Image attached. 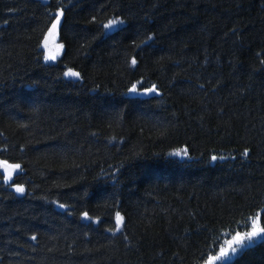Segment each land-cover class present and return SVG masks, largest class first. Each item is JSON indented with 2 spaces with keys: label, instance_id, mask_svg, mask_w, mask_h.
Returning <instances> with one entry per match:
<instances>
[{
  "label": "trees",
  "instance_id": "trees-1",
  "mask_svg": "<svg viewBox=\"0 0 264 264\" xmlns=\"http://www.w3.org/2000/svg\"><path fill=\"white\" fill-rule=\"evenodd\" d=\"M254 219L264 0H0V264H204Z\"/></svg>",
  "mask_w": 264,
  "mask_h": 264
},
{
  "label": "snow or ice",
  "instance_id": "snow-or-ice-1",
  "mask_svg": "<svg viewBox=\"0 0 264 264\" xmlns=\"http://www.w3.org/2000/svg\"><path fill=\"white\" fill-rule=\"evenodd\" d=\"M63 15V11H58L56 13V16H55V19H54V22L52 23L51 25V28L48 30V37H52V36H55L56 34V30H57V27L58 25L60 24V17ZM119 23H123V21H120ZM117 22L116 21H110L108 24L104 25L105 28H108V29H111L113 28L114 26H116ZM45 38V45L47 44V38ZM151 39V38H150ZM62 47V46H61ZM47 58H51V57H46ZM131 63L133 65L136 64V60L135 58L132 59ZM65 76H70V77H75V78H79L80 74L78 72H74L72 70H69L67 72H65ZM136 86L133 85L132 88L130 89L131 92H136ZM156 89H155V85H153L151 88L147 89L145 94L147 93H151V92H155ZM172 155H177V156H183V155H187V149H184V150H181L179 152H175V153H172ZM244 155H247V151L244 153ZM217 158L215 156L212 157V160H216ZM14 169H18L20 166L19 165H12L10 166ZM18 193H21L23 194L24 192V188L22 186H17L16 189H15ZM61 208L64 207L63 204L59 205ZM84 217L86 219H90V217H88V214L87 213H84ZM123 220V217L120 216L119 212L116 213V223H117V231L119 230V225L121 224ZM260 235H264V228H261L259 227V225L256 223V220L254 219L253 220V223H252V228H251V231L245 233L244 235H241L239 233H237L232 241L230 242L229 244V249L230 251L235 254L236 252V247H234L233 245L235 246H239L241 248L245 247V241L247 240L248 242H251L254 238L260 236ZM33 240L36 239L35 236L32 237ZM228 258V252L225 251V249L221 248L220 250V253H219V256L217 257H209V264H212V261L213 259H227Z\"/></svg>",
  "mask_w": 264,
  "mask_h": 264
},
{
  "label": "rangeland",
  "instance_id": "rangeland-1",
  "mask_svg": "<svg viewBox=\"0 0 264 264\" xmlns=\"http://www.w3.org/2000/svg\"><path fill=\"white\" fill-rule=\"evenodd\" d=\"M45 40V39H44ZM57 39H56V37H48L47 38V44L45 45V41H44V44H43V49H45V51H47V53H48V55L51 57V58H55L53 55L55 54V51L54 50H56V47H55V41H56ZM54 41V42H53ZM46 60H48V59H46ZM260 236H262V235H260ZM257 238V237H256ZM245 243L246 244H248V243H250V242H248L247 240L245 241ZM252 244V243H251ZM234 246V245H233ZM235 247V246H234ZM237 247H239V246H237ZM236 247V252H235V254H233L231 251H230V249H229V244L225 247V248H223V249H225V251L226 252H228V258L227 259H213V261H212V264H218V263H222V262H226V261H228V259H230V258H235L237 255H239L238 253H237V250L239 249V248H237ZM220 253V252H219ZM219 253L216 255V257L217 256H219ZM204 264H209V261L208 260H206V261H204Z\"/></svg>",
  "mask_w": 264,
  "mask_h": 264
}]
</instances>
